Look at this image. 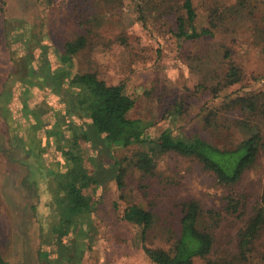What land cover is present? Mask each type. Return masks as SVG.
I'll list each match as a JSON object with an SVG mask.
<instances>
[{
    "label": "rangeland",
    "instance_id": "374dc122",
    "mask_svg": "<svg viewBox=\"0 0 264 264\" xmlns=\"http://www.w3.org/2000/svg\"><path fill=\"white\" fill-rule=\"evenodd\" d=\"M242 1L244 9L238 8L239 0H192L197 28L209 25L212 10L218 9L220 21L213 37L178 45L174 31L176 16L185 17L182 0H0V144H7L5 151L0 149V253L9 264H60L73 252L77 233L64 239L69 248L60 249V256L54 253L59 248L51 230L60 208L56 184L64 167L61 148L69 145L61 134L78 133L87 121L78 115L77 93L75 86L68 87L66 73L94 71L109 84L123 83L134 99L129 116L149 120L153 132L168 125L177 133L199 135L227 148L247 135L235 125L240 110L222 111L212 124L203 120L226 95L264 90L259 78L264 72V0H256L255 7L251 0ZM82 35L85 46L72 61H61L65 42ZM42 59L49 65V86L42 84L43 74L37 75ZM230 60L241 77L224 86L221 76ZM16 69L31 74L28 83L14 74ZM19 91L26 99L37 95L52 110L59 109L53 120L49 114L44 116L46 124L37 126L44 140L38 139L36 122L17 123ZM66 99L72 110L63 109ZM259 126L264 133V119ZM47 130H52L51 137L44 138ZM88 133L83 155L94 158L96 175L102 179L88 218L90 248L83 264H154L139 244L138 228L122 219L125 203L135 202L154 213L147 244L166 247L178 230V203L189 199L199 203V223L214 236L211 259L247 264L235 260L237 233L264 183V150L233 185L218 183L194 158L165 153L157 159L154 176L129 168L119 190L112 158L130 156L137 145L112 149L101 136ZM30 143L38 146L31 148ZM228 196L238 202L237 212L226 209ZM207 210L218 213L219 219ZM261 241L264 250V235ZM195 262L203 264L201 259Z\"/></svg>",
    "mask_w": 264,
    "mask_h": 264
},
{
    "label": "trees",
    "instance_id": "16d2710c",
    "mask_svg": "<svg viewBox=\"0 0 264 264\" xmlns=\"http://www.w3.org/2000/svg\"><path fill=\"white\" fill-rule=\"evenodd\" d=\"M46 1L49 2L50 0ZM251 2L253 7L257 5L256 0H251ZM181 6L185 10V17L176 16V30L174 31L179 41L178 45L186 40H198L201 37H213L215 35L217 23L220 21L218 9L211 11L208 26L197 28L194 24L196 13L192 0H182ZM239 6L242 9L245 8L242 0H239L238 8ZM249 12L256 15L254 12ZM36 43L40 45L39 41ZM84 46L85 38L83 35L74 41L65 42L61 61H72V57ZM224 55L229 58L228 53L225 52ZM262 56L264 60V45ZM42 63L44 66L43 68L40 67L37 75L39 77L43 74L45 77L46 80L43 81V85H52L48 71L49 65L46 60H43ZM14 68H18V66ZM223 71L221 78L224 81V86L240 81V69L233 61H228ZM16 72L17 69L14 74L22 76L23 80H27L26 83L29 82L31 74L28 71L21 72L18 70ZM64 77L69 83L68 87L75 86L77 93L75 104L79 112L78 115L83 116L87 121L84 130L81 128L78 133H64L62 131L61 134V138L66 139L69 145L65 149L61 148L64 167L61 174L58 175L56 184L60 208L58 220L51 229L54 245L59 250H55L54 253L62 256L63 252L60 249L69 248V246L63 245L64 239L68 234L77 233V235L73 241V252L66 255L60 264H83V256L90 248L88 218H91L98 195V182L102 176L98 178L96 175L94 158L90 154L86 157L83 155V144H87L88 132L99 136V139L102 137L112 149L137 145L138 148L130 156L112 158L114 180L119 190H123L125 186L124 177L129 168L137 169L142 176H154L157 159L165 153L194 158L199 161L203 169L215 176L218 183L233 185L241 179L244 172L255 163L259 153L264 150V133L259 126L264 119V90L252 91L242 95H226L219 108H210L203 115L204 123L207 125L212 124L222 111L233 109L241 111L240 116L242 117L237 120L235 125L245 129L247 135L235 146L227 148L214 145L199 135L187 136L177 133L168 125L153 132L154 125L149 120L129 116V112L134 106V99L123 83L109 84L99 78L94 71H72L66 73ZM259 78L264 80V72ZM40 80L38 79L39 83ZM58 84L60 87V83ZM50 88L47 89L50 90ZM213 92V98H217L216 90L213 89ZM16 96L20 101V105L17 107V115L20 120H17V123L22 124L26 120L36 122L34 125L36 132H39L37 130L39 124H46L47 120L44 119V116L50 114L51 116H49L53 120L59 113V109L52 110L53 108H50L49 105L38 101L37 95L31 94L26 99L24 92L19 91ZM19 97L23 100H20ZM65 103L66 108L63 109L65 111L72 110L69 99H66ZM42 125L41 130H43ZM19 132H15V134H19ZM40 132L38 139H41ZM51 133L52 130H47L44 138L45 136L49 137ZM16 142L20 143V141ZM30 146L35 148L38 143ZM6 147V142L0 144L2 151H5ZM39 149L41 152L42 148ZM20 161L22 162V159ZM121 196L123 195L121 194ZM178 206L180 208L178 230L175 233V238L169 241L166 247H152L147 244L148 230L154 222V213L150 209L128 201L122 210V219L138 228L139 244L147 258L154 264H198L195 259H201L203 264H224L210 257L214 245V236L208 228L199 223L202 217L199 203L194 199H189L178 203ZM226 209L237 212L239 204L231 196H228ZM206 212L211 217L215 216L214 219H219L218 213L215 214L211 210ZM214 222L217 221L214 220ZM79 223L83 225L77 226L81 228L80 231H77V227L75 229L74 227ZM263 235L264 183L256 203L237 233L235 260L247 264H264V250L261 248ZM0 264H9L1 253Z\"/></svg>",
    "mask_w": 264,
    "mask_h": 264
}]
</instances>
